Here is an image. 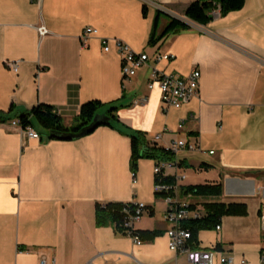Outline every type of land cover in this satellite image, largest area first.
Instances as JSON below:
<instances>
[{
	"label": "crops",
	"instance_id": "obj_1",
	"mask_svg": "<svg viewBox=\"0 0 264 264\" xmlns=\"http://www.w3.org/2000/svg\"><path fill=\"white\" fill-rule=\"evenodd\" d=\"M195 1L0 0V111L43 103L71 127L84 103L116 102L127 131L143 132L148 143L198 142L200 149L177 155L179 172L187 175L182 186L220 182L221 201L247 210L224 216L220 231L201 230L198 247L217 246L236 264L252 261L254 252L264 264V0H246L207 25L185 17ZM158 11V34L171 16L189 20L190 27L152 45ZM87 27L96 33L82 47ZM103 38L111 40L109 52ZM113 39L147 53L149 64L124 81ZM157 53L174 59L155 62ZM7 61H18V70ZM154 67L177 77L199 69L198 96L166 107L159 86L148 87ZM143 97L147 102H139ZM14 119L0 120V264H39L42 257L57 264L176 263L164 218L168 205L154 188V159L138 161L134 181L130 135L100 126L80 139H49L34 126L37 140L12 127ZM195 171L203 182L193 181ZM112 202L146 203L137 229L160 234L138 245L118 223L98 225V205ZM177 261L188 264L183 255Z\"/></svg>",
	"mask_w": 264,
	"mask_h": 264
},
{
	"label": "built area",
	"instance_id": "obj_2",
	"mask_svg": "<svg viewBox=\"0 0 264 264\" xmlns=\"http://www.w3.org/2000/svg\"><path fill=\"white\" fill-rule=\"evenodd\" d=\"M30 1L41 2V0ZM219 14H221V7L218 5L212 11V16L215 17ZM39 32L41 35H45L47 33L46 27H40ZM95 33V29L91 27L85 28L80 36L81 46L88 47L89 40ZM113 40L117 51L122 57V75L124 81L134 77L139 69L149 64L151 59L147 53L133 50L129 44L122 40ZM110 41V39H102L105 52H109L111 49ZM173 59L174 55L172 54L157 53L154 56L155 62L162 60L171 61ZM7 65L14 69V71L18 70V61H7ZM200 79L201 72L197 68L193 69L186 77H177L154 67L151 73V79L148 82V87L152 89L157 84L160 88L161 101L164 105L166 107L180 108L198 96ZM147 100V97H143L139 99V102L145 103ZM184 124L185 122L181 121L178 125L179 129H183ZM11 126L20 129L30 139H41L40 134L33 126H28L26 129L21 128V120L19 118L12 120ZM161 137L162 135L158 134L155 140L159 141ZM164 148L171 152L174 157L171 159H154V188L156 194L163 198L168 205L164 218L170 224L167 235L169 238V248L175 254V264H180L177 259L181 255L186 257L188 264H236L233 256L220 253L217 246L210 248L194 247L193 235L190 229L183 226L184 221L191 218H198L203 212L198 207H192L194 205L191 201L192 194L184 193L182 189V182L186 180L187 175L179 172L180 161L177 155L183 150L194 151L200 149L198 142L179 139L174 140ZM210 153L213 154L214 151H210ZM132 174L135 181L136 173L133 172ZM261 192L264 195V187L261 189ZM148 209V205L144 202H130L123 208L121 232L138 245L144 241L137 229V223L142 220ZM215 229L220 231L221 224H218ZM261 261L264 263V253L261 255ZM39 264H57V261H49L46 257H42ZM240 264H248V261L242 259Z\"/></svg>",
	"mask_w": 264,
	"mask_h": 264
},
{
	"label": "trees",
	"instance_id": "obj_3",
	"mask_svg": "<svg viewBox=\"0 0 264 264\" xmlns=\"http://www.w3.org/2000/svg\"><path fill=\"white\" fill-rule=\"evenodd\" d=\"M245 2L246 0H198L186 8L184 15L191 21L207 25L213 20L212 11L218 5L221 7L222 15L242 9ZM143 12L146 14V6L143 8ZM162 14V11H158L156 15L154 31L150 39V44L152 45H156L172 33H177L190 27L183 19L171 16L163 31L158 34V20ZM103 108H106L105 113L110 117V122L100 126H110L122 133L130 135L131 168L133 172L136 173L138 161L142 158L171 159L174 157L171 152L167 151L164 147H160L157 143H148L146 135L143 132H128L126 126L120 121L117 115L118 106L116 102L107 104L100 100H91L84 103L76 118V123L71 127L65 125L62 117L54 111L52 106L43 103L30 109H21L12 104L8 111H0V120L8 121L13 118H19L21 120V128L25 129L28 126L34 127V121H37L46 130L49 139H56L49 137L51 131L79 132L87 127L93 121L96 114L100 113ZM182 189L184 193H191L194 198L201 199V203H194L192 207H201L200 210L203 214L198 218H191L183 222V226L190 229L193 235L194 247L199 246L198 233L201 230L215 229L218 224H221L222 218L226 215H244L247 213L244 204L221 201L223 184L220 182L182 186ZM126 204L128 203L112 202L105 205H98L96 212L97 224L101 226L118 223V229L121 231L122 212ZM139 232L143 240L151 239L160 234L157 231L139 230Z\"/></svg>",
	"mask_w": 264,
	"mask_h": 264
},
{
	"label": "water",
	"instance_id": "obj_4",
	"mask_svg": "<svg viewBox=\"0 0 264 264\" xmlns=\"http://www.w3.org/2000/svg\"><path fill=\"white\" fill-rule=\"evenodd\" d=\"M110 122V117L106 113H98L94 117L93 121L79 132H59L51 131L49 137H53L60 140H76L80 139L93 131H95L100 125Z\"/></svg>",
	"mask_w": 264,
	"mask_h": 264
},
{
	"label": "rangeland",
	"instance_id": "obj_5",
	"mask_svg": "<svg viewBox=\"0 0 264 264\" xmlns=\"http://www.w3.org/2000/svg\"><path fill=\"white\" fill-rule=\"evenodd\" d=\"M185 20V19H184ZM185 21H189V20H185ZM34 126L39 130V131H41V132H46V130L45 129H43L40 125H39V123L37 122V121H34ZM196 172V171H195ZM198 173H199V171H197L194 175H196V177H195V179H193V181L196 183V182H203V177H200V176H198ZM191 174H193V173H191ZM200 175V174H199ZM200 180H202V181H200ZM158 199H159V201H161V203H163V198H161V197H158ZM254 205L252 204V203H250V207L252 208ZM163 207V206H162ZM158 209V211H160V209H161V207H158L157 208ZM246 260H248V261H250L251 262V264H258V259H257V255H256V253H252V261H251V259L250 258H246Z\"/></svg>",
	"mask_w": 264,
	"mask_h": 264
}]
</instances>
